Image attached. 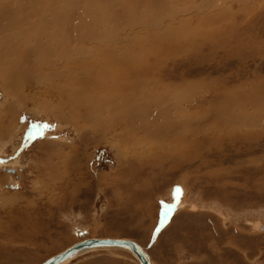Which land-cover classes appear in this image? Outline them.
Here are the masks:
<instances>
[{
	"label": "rangeland",
	"instance_id": "1",
	"mask_svg": "<svg viewBox=\"0 0 264 264\" xmlns=\"http://www.w3.org/2000/svg\"><path fill=\"white\" fill-rule=\"evenodd\" d=\"M112 1L115 9L123 3ZM129 1L132 3H124ZM164 1L160 10L166 9L162 12L152 14L142 9L139 15L130 16L152 20L151 16L164 14V19L171 14L168 6L186 15L179 21L148 23L134 32H116L117 23H108L111 28L107 24L122 39L119 46L111 44L118 49L119 60L132 67L128 77L116 69L111 79L113 92L105 87L109 78L104 73L109 76L107 65L119 61L112 54L95 53L97 47L93 46L85 59L71 56L79 59L72 63L68 55L85 50L84 45L71 42L61 47L57 42L49 51L45 36L40 42L32 41L40 46L32 45L35 54L31 53L32 46L28 51L25 43L39 35L36 25H42L50 34L56 31V26L49 23L54 17L39 21L35 15L27 23L34 22L31 32L23 34V28H12L6 33L9 38L23 34V43L11 40L0 48V64L18 63L16 59L20 58L21 66L6 73L7 68L0 65V126L31 123L24 140L28 143V137L41 139L40 128L45 130V145L35 146L23 158L19 173L9 174L0 167V203L5 205L0 207V264H42L91 238L136 241L154 264H264V140L224 137L229 129L225 119L236 112L228 107L242 106L243 94L264 101V0H242L240 4L237 0H219L214 9L209 2L204 8L202 3L191 7L185 0ZM210 1L217 4V0ZM79 17L64 24H77ZM88 30L92 35L100 34L99 29L90 26L75 32L80 36ZM63 36L70 40L74 32ZM204 44L205 58L198 56V48L188 47ZM178 45L183 55L188 52L185 56H175ZM7 52L12 55L9 57ZM49 54L54 62L52 69L33 67L36 57L48 60ZM88 56L92 58L84 62ZM36 70L41 71L40 75ZM28 71L33 75L24 74ZM142 72L145 75L140 79L158 102L143 101L151 108L143 111L146 131L141 133L136 129L140 123L131 122L136 126L128 132L124 123H112L110 116L114 117L116 107H107V99L117 103L134 97L136 90L121 91L115 85L129 80L136 83ZM88 81L93 86L86 87ZM38 107L47 120L31 117ZM53 108L64 116L53 113ZM166 108H172V115L159 117L158 113H166ZM121 112H115L117 118ZM259 112L264 117L263 107ZM71 113H92L104 122L98 128V118L94 119L96 130L87 128L84 132L83 122L70 118ZM55 143H60L61 152L54 149ZM14 149L9 145L5 154H0L3 162L13 156ZM34 162L45 163L41 172L30 167ZM12 195H16V202L4 204L2 199L7 202ZM68 264L139 262L128 251L102 249Z\"/></svg>",
	"mask_w": 264,
	"mask_h": 264
},
{
	"label": "bare ground",
	"instance_id": "2",
	"mask_svg": "<svg viewBox=\"0 0 264 264\" xmlns=\"http://www.w3.org/2000/svg\"><path fill=\"white\" fill-rule=\"evenodd\" d=\"M62 1H64L62 3ZM95 1V2H94ZM132 3L129 1V2H126L124 3V0H123V3L120 4V8L119 9H115L117 6H113V2L112 0H0V48H1V45H5L8 43V41H16L17 43H23V38L20 37V34H19V37L18 35L17 36H12V38H9L7 36L6 33L10 32L11 29H17V28H23V34H25L24 32H28L30 31L31 32V29L34 27L33 26V23L32 21H30L32 24H27L28 21L30 20L29 18L31 17H35V15H37L39 21H46L49 19H52V17H54V19H52L51 21H49V23L51 22V27L53 26H56V31L53 32L52 34L48 33L46 31V29L42 26V25H36L34 29L35 32H39V35H33L31 39H29L27 42L28 43H25V44H28L27 48H28V51L30 50V46L32 45H35L36 47H40L39 45H36V43L32 44V41L33 42H40V38L42 36H45V46H46V50L48 49L49 51L53 50L52 49V46L54 47L55 45H57V42L58 44H60V46H64V45H67V43H71V42H74V43H79V44H83L85 50L83 51H80L79 50H76L75 52L71 51V47L68 49L70 50V54L68 55V58L70 59V61L73 62H76L78 61L79 59H77L76 57H74L73 59H71L72 57L71 56H78L80 55L81 57V60L82 59H85L84 58V55H86L89 52H91V49L94 47H97L95 53H102L103 56H109L110 54H112V57L116 60H119L118 58V49L117 48H113L111 46V44L113 42L117 43V45L119 46V44H122V39L121 38H118V35L117 33H112L113 30L115 29H110V25L109 24H113L115 22V26H117L116 28V32L118 31H121V30H128V31H137V30H141L143 27H145V25H148V23H153L155 22L156 24H158L159 22H161V20L163 21H171L172 19L173 20H176V21H179V19L181 17H184L185 15L182 14H177L175 13L174 10H172L170 6H168L167 10H169V12L171 13L169 17L167 18H164L163 17L165 16L164 14H161V16L159 15H155V16H151L153 19L152 20H143V16H141V18H138V19H132L131 16L132 15H139L141 13L140 10L144 9L148 12H152V14H156L158 12V10L160 12H162L163 10H160L161 7L164 6V0H131ZM187 1V2H186ZM190 1V6L191 7H194L198 4H203V7H207V2H209V4L211 5V8L213 7L212 5L214 4V8H216L218 5V1L217 0V4L211 2L210 0H202V2H198L196 0H185V3L188 4V2ZM193 1H196V4L193 2ZM214 1V0H213ZM240 1L242 0H237L236 2L238 4H240ZM249 1V0H248ZM97 2L100 4V3H104L103 5L100 4L101 6L100 7H95V8H92L93 6L97 5ZM120 3V1H119ZM246 2H243V4H245ZM117 4V3H116ZM166 4V3H165ZM185 4V5H186ZM119 5V4H118ZM222 5V4H221ZM219 6V5H218ZM252 6V5H251ZM94 9L93 11H90V8ZM102 7V8H101ZM105 7V9H104ZM103 9V10H102ZM176 9V8H175ZM88 10V12H87ZM100 10V11H99ZM105 10V11H104ZM205 9H202V11H204ZM207 10V9H206ZM205 10V11H206ZM25 11H28V13H24ZM85 11V12H84ZM109 11V12H108ZM91 12V13H90ZM130 12H133V13H130ZM139 12V13H138ZM148 12L146 14H148ZM168 12V11H167ZM198 12V11H197ZM181 13V12H180ZM85 15H88L87 18H84L83 16ZM6 15L9 17H6ZM56 15V16H55ZM80 16L78 19H77V24H74V25H70V24H64L66 22H68L69 20H72V21H75V19H73L74 16ZM89 15L92 17L90 20H89ZM131 15V16H130ZM48 16V17H47ZM86 17V16H85ZM85 20H88V23L85 22ZM36 22H38L39 24V21H37L35 19ZM61 22L62 24L64 25H61V26H58L57 23L58 22ZM146 21V22H145ZM187 21V20H186ZM174 22V21H173ZM109 23V24H108ZM43 24V23H41ZM90 24V25H89ZM107 24L109 25V27H107ZM45 25V24H44ZM119 25V26H118ZM160 25V23H159ZM162 25V23H161ZM187 25V24H186ZM48 26V25H47ZM50 26V24H49ZM88 26L90 27H94V29L96 31H98L99 29V35L95 34L92 35L91 34V31L88 30L87 34H80V36L78 35L77 32L75 31H80L82 30L83 28H87ZM112 26V25H111ZM158 26V25H157ZM114 27V26H112ZM48 28V27H47ZM51 29V28H50ZM153 29V28H152ZM151 29V30H152ZM154 29H156V27H154ZM22 30V29H21ZM34 31V30H33ZM53 31V30H52ZM94 31V32H96ZM16 32V31H15ZM14 32V33H15ZM50 32V31H49ZM74 32V38L68 40L67 38H65L63 35L65 36H70L71 33ZM93 32V31H92ZM122 32V31H121ZM13 33V34H14ZM98 33V32H96ZM6 34V35H5ZM21 34V35H23ZM29 34V33H28ZM31 34V33H30ZM123 34V33H122ZM224 35V34H223ZM125 36V35H124ZM22 37H25V36H22ZM27 37V36H26ZM137 37V36H136ZM128 38V37H126ZM225 38V37H224ZM25 40V39H24ZM48 40V42L50 43H47L46 41ZM189 40H193V38L189 39ZM225 40V39H224ZM11 41V43H12ZM26 41V40H25ZM130 41V40H129ZM251 41V40H250ZM7 42V43H5ZM44 41H42L43 43ZM133 42V41H132ZM187 42V41H186ZM10 43V42H9ZM95 43H99V45H96ZM130 43V42H129ZM136 43V42H135ZM143 43V42H142ZM252 43V42H251ZM40 44V43H39ZM54 44V45H53ZM114 44V43H113ZM133 44V43H132ZM21 45V44H20ZM138 45H141L138 44ZM137 45V46H138ZM215 45V44H214ZM23 46V45H22ZM35 46H32L31 48V53H34L36 52L35 49L36 47ZM43 46V45H42ZM41 46V47H42ZM136 46V45H135ZM136 46V47H137ZM217 46V45H216ZM18 47V46H16ZM26 47V46H25ZM44 47V46H43ZM79 47V46H78ZM121 47V46H120ZM129 47V46H128ZM179 47V48H178ZM178 47H176V50H175V56H185L186 54L183 55V51L182 49L180 50V48L182 46L178 45ZM190 48L193 49V47H196L198 48V56H200V58H205L207 55L204 54V50L207 48V44H204V45H191V46H188ZM214 47V46H213ZM217 47H220V45H218ZM11 48V47H10ZM16 49V48H15ZM42 49V48H41ZM41 49H37L38 50H41ZM51 49V50H50ZM74 49V48H73ZM82 49V48H81ZM67 50V51H68ZM123 50V49H122ZM127 50V48H126ZM188 50V49H187ZM195 50V49H194ZM7 51V50H6ZM48 51V52H49ZM63 51V49H62ZM61 51V52H62ZM93 51V50H92ZM129 51V50H128ZM127 51V52H128ZM16 52V51H15ZM41 52V51H40ZM38 53V52H37ZM43 53V52H42ZM41 53V54H42ZM46 53V52H45ZM6 54V53H4ZM8 56L10 57L11 55L7 52ZM6 54V55H7ZM35 54V53H34ZM40 54V53H38ZM89 54V53H88ZM172 52L169 53V55H171ZM143 55V54H142ZM166 56V57H170V56ZM7 56V58H8ZM40 56V55H39ZM49 56L50 54L48 55V60L46 59H43L39 57V59H37L36 57V60H35V63L33 65V67L35 68H39V67H48V70L49 69H52L54 67V62L53 60H50L49 59ZM94 56V55H93ZM95 56H99V54L95 55ZM124 56V55H123ZM34 57V56H33ZM27 58V57H26ZM59 58V57H58ZM67 58V57H65ZM92 57H89L88 56V59L87 60H83L84 62H88L90 61ZM197 59H199V57H196ZM20 59V58H19ZM19 59H16L17 62L20 64V62L18 61ZM4 60V59H3ZM6 60V58H5ZM15 60V61H16ZM58 60V59H57ZM63 60V59H62ZM2 61V60H1ZM0 61V62H1ZM8 61V60H6ZM10 61V60H9ZM95 61V60H94ZM3 63H6V62H3ZM16 63V62H13L12 64L8 63V65H3V64H0L2 65L1 68L3 69H6V73L7 71L12 68V69H21L19 67V64ZM32 63V62H31ZM17 64V65H16ZM59 64V63H58ZM89 64V63H88ZM94 64V63H93ZM12 65V66H11ZM91 65V64H90ZM97 65V64H96ZM107 65V64H106ZM25 67V66H24ZM96 67V66H95ZM0 68V70H1ZM27 68V67H26ZM97 68V67H96ZM107 68L109 69V76L108 74L106 73V71L104 72L106 75H107V81L109 85H105V87L112 91L113 92V87L114 84H112V76L114 75V72L118 71V73H122L123 75L125 76H129V73L128 71L132 68L131 65L127 64L125 65L124 62L122 60H119L118 62H116V64H108L107 65ZM27 70V69H26ZM25 70V71H26ZM29 70V69H28ZM13 71V70H12ZM10 72V73H13V72ZM38 71V70H36ZM35 71V72H36ZM70 71V70H68ZM116 71V72H117ZM4 72V71H3ZM2 72V73H3ZM22 72V71H20ZM19 72V73H20ZM32 71H28L27 73H24V74H29V75H33V72L31 73ZM39 72V71H38ZM41 72V71H40ZM40 72H39V75H40ZM72 72V71H71ZM75 72V71H74ZM17 74V73H16ZM23 76V72L20 73L19 75ZM45 74V73H44ZM59 74V73H58ZM133 74V73H132ZM26 75V77H27ZM38 75V74H37ZM36 75V76H37ZM43 75V73H42ZM141 75H145L144 72L140 73L137 75V80L136 83H133L132 80H129V81H126V82H122V83H118L115 85L116 88H119L121 91H128V90H136V92H134L135 94H133L134 97H132L131 99L129 100H125V98H122L121 101H118L117 103H114L111 99H107V107H116V110L114 111V117L110 116L111 118V121L112 123H117L118 124H123V126L125 127L126 131H131L134 127L133 126H136V125H133L131 124V122H139L140 124L137 126V130H141V133L142 132H145L146 131V128L145 126H143V123L146 121L145 120V113H143L144 110L146 111H149L151 108H149L148 106H145L143 104V101L145 100H148L153 103H157L158 102V99H156L157 97H152L151 94H150V91L146 88L147 87V84L143 81V79H140L141 78ZM9 76V74H8ZM18 76V75H17ZM47 76V75H46ZM53 76V75H52ZM116 76V75H114ZM15 77V76H14ZM13 77V78H14ZM44 77V76H43ZM126 77V78H127ZM21 78V77H20ZM19 79V81H21ZM25 78V77H24ZM23 78V80H25ZM15 79V78H14ZM28 79V78H26ZM39 79V78H38ZM53 79V78H52ZM11 80V79H9ZM16 80V79H15ZM13 80V81H15ZM30 80V79H29ZM50 82H52L53 80L49 79ZM3 81V80H2ZM12 81V82H13ZM26 81V80H25ZM24 81V82H25ZM40 81V80H38ZM44 82V81H43ZM6 83V82H5ZM42 83V82H41ZM20 84V83H19ZM18 84V85H19ZM43 84V83H42ZM15 85V84H14ZM45 85V84H44ZM190 85V84H189ZM257 85V84H256ZM90 86H93V84L91 83V81H88L86 87H90ZM264 87V86H263ZM261 88V87H260ZM5 89V88H4ZM7 89V88H6ZM16 89V88H15ZM14 89V90H15ZM132 93V92H131ZM145 94L147 96H145ZM259 95V94H258ZM125 96V94L123 95ZM242 96V95H241ZM112 97V96H111ZM228 97V96H227ZM24 98V97H23ZM258 98V97H257ZM102 99V98H101ZM106 99V98H105ZM104 99V100H105ZM207 99V98H206ZM205 99V100H206ZM229 100V99H228ZM262 100H263V97H262ZM20 101V100H19ZM74 104V101H76V98L74 97L73 100H71ZM225 101V100H224ZM231 101V100H230ZM207 102V101H205ZM227 102V101H226ZM241 102V101H240ZM260 103V104H259ZM6 104V102H5ZM43 104V103H41ZM61 105H63V101H61L60 103ZM105 104V103H104ZM217 104V103H216ZM232 104V103H231ZM234 104V103H233ZM103 105V104H102ZM240 105L242 106H239L237 105V107H228L229 109L233 110V111H236L235 114L234 113H229L228 116L226 117L225 119V125H227V127L229 128L227 130V132H225V136H233V139H238V140H241V141H245L246 138L247 140H250V139H253L255 140L256 142L260 140H264V117L261 115V113L259 111H261L262 107L264 108V101H259L257 99H249V94H246L242 96V102L240 103ZM1 106V105H0ZM224 106V105H223ZM43 107V106H42ZM136 108L135 111H133V109ZM142 110L140 113H139V110ZM39 110V108L37 109ZM122 111L121 114L119 115L120 118H117L116 117V114L115 112L116 111ZM166 113H163L161 114L160 112L158 113L159 114V117H161L162 115L165 117L166 114L169 115H172V108H166ZM247 110H252V113L248 112ZM33 111V110H32ZM53 113H58V111H56V108H53L52 109ZM162 111V110H161ZM35 112V111H34ZM33 112V113H34ZM41 112V111H40ZM44 112V111H42ZM163 112V111H162ZM203 112V111H202ZM36 113V112H35ZM56 113V114H57ZM98 113V112H97ZM179 113V112H177ZM228 113V112H227ZM96 114V113H95ZM34 115V114H33ZM32 115V116H33ZM40 115V114H38ZM59 115H63V114H59ZM70 115V118H72L73 120L74 119H77L78 121L81 120L83 122V131L85 132L86 129H90L91 132L92 131H95L96 130V127H95V124H92L93 121H95L94 119H97V122H98V128L99 127H102L101 126V123H103L104 121H101V119H99L100 117H95L93 116L92 113H90L89 115L87 116H80L79 113H71V114H68ZM45 116V115H44ZM53 116V114H52ZM58 116V115H57ZM64 116V115H63ZM62 116V117H63ZM1 117V116H0ZM19 117V116H18ZM237 117H239L238 119H236ZM69 118V119H70ZM235 118V119H234ZM42 119V118H41ZM45 119V118H44ZM48 119V118H47ZM45 119V120H47ZM20 120V118H19ZM57 120V118H56ZM62 120V119H61ZM1 121V119H0ZM72 121V120H71ZM17 122L18 119H17ZM75 122V121H74ZM73 123V122H72ZM96 123V122H95ZM220 123V122H219ZM224 124V122H223ZM2 125V124H1ZM17 125V124H16ZM57 125H59V123H57ZM75 126V125H74ZM3 127V126H1ZM15 127V125H12V123H9L8 126H4L3 128H0V149L3 151L5 146L7 144H9L11 142V139L13 138V135L12 134V130L13 128ZM17 127V126H16ZM62 127V126H61ZM66 127V126H65ZM81 127V126H80ZM90 127V128H89ZM110 127H113V126H110ZM152 127H155V123L152 125ZM24 128V127H23ZM200 128V127H199ZM112 129V128H111ZM135 129V128H134ZM201 129V128H200ZM205 129V128H204ZM220 129V128H219ZM20 130V129H19ZM60 130V129H59ZM58 130V131H59ZM115 130V129H114ZM113 130V131H114ZM203 130V129H202ZM206 130V129H205ZM225 130V129H224ZM81 131V130H80ZM99 131V130H98ZM116 131V130H115ZM82 132V131H81ZM87 132V131H86ZM100 132V131H99ZM98 132V134H99ZM121 133H125L124 130L121 131ZM219 133V132H218ZM111 135V134H110ZM103 136V135H102ZM203 136V135H202ZM241 136H243V138H241ZM52 137V136H51ZM53 138V137H52ZM85 138V137H84ZM90 138V137H89ZM102 138V137H101ZM203 139V138H202ZM207 139V137H206ZM55 140V138H54ZM53 140V141H54ZM89 141V139H87ZM93 140H94V137H93ZM58 140H55V142H57ZM59 142V141H58ZM62 143V142H61ZM169 145V144H168ZM54 149H58L59 152H61V150H59V146H60V143H55L54 144ZM196 146V145H195ZM73 147V146H72ZM136 147V146H135ZM169 147V146H168ZM74 148V147H73ZM87 148V147H86ZM142 148V147H141ZM56 149V150H57ZM132 149V148H131ZM45 151V150H44ZM128 151V150H127ZM133 151V150H132ZM45 153V152H44ZM120 154V153H118ZM124 154V153H122ZM125 155V154H124ZM16 161V160H15ZM13 162V161H12ZM204 163V162H203ZM12 164V163H11ZM17 164V163H16ZM13 166V165H12ZM16 167H19L18 164ZM15 168V167H14ZM13 168V169H14ZM41 172V171H40ZM8 173V172H7ZM54 175V174H53ZM10 176V175H9ZM44 176V175H43ZM5 178H7V175L3 178H1L2 180H5ZM39 181V180H38ZM37 183V182H35ZM43 184V183H42ZM17 195V194H16ZM15 195V196H16ZM14 196V195H12ZM8 197L9 199H6L7 202L5 200L2 199V201H4V204H12L14 202H16L15 200H17L16 197ZM43 196V195H42ZM19 199V198H18ZM18 202V201H17ZM26 202H29V201H26ZM1 206H5L3 204L0 203V207ZM259 229H263L262 227H259ZM92 239V238H91ZM99 239H116V238H99ZM119 239V238H117ZM88 240V239H87ZM124 240H129V239H124ZM85 241V240H84ZM130 241H133V240H130ZM82 242V241H81ZM136 242V241H135ZM79 243V242H78ZM138 245H140L138 243ZM141 246V245H140ZM72 247V246H71ZM70 247V248H71ZM141 248L149 255V258H150V261H151V264H154L153 263V260L150 256V254L141 246ZM69 249V248H68ZM102 249H118V250H125V251H128L130 252L137 260L138 258L128 249L126 248H121V247H106V248H93V249H88V250H85L84 252L82 253H79L77 255H75L74 257L66 260L65 262H63L62 264H68L70 263L71 261L77 259L79 256H82L84 254H87V253H90L92 251H99V250H102ZM67 250V249H66ZM65 250V251H66ZM64 252V251H63ZM62 252V253H63ZM60 254V253H59ZM57 254V255H59ZM56 256V255H55ZM46 262V261H45ZM139 262V260H138ZM43 264V263H42ZM140 264V262H139Z\"/></svg>",
	"mask_w": 264,
	"mask_h": 264
},
{
	"label": "crops",
	"instance_id": "3",
	"mask_svg": "<svg viewBox=\"0 0 264 264\" xmlns=\"http://www.w3.org/2000/svg\"><path fill=\"white\" fill-rule=\"evenodd\" d=\"M39 108V107H38ZM41 112H40V111ZM39 110H37V109H34L33 111H35L33 114V116H31V117H34V118H38L39 119V117H41V118H43L44 119V115H45V113L44 112H42V110L41 109H39ZM38 114H40V115H38ZM31 124V123H30ZM30 124H25V123H18L17 125H15V127L13 128V130H12V134H14L13 135V139L11 140V142L9 143V144H7L6 146H5V148H4V150L2 151L1 149H0V154H5V152H6V149H7V147H9V145H10V148H12V150H15L14 148H16V151H15V153L13 154V156L12 157H10V158H7V159H5V162H3L2 161V157L0 156V167L1 168H3V170L5 171H8V173L9 174H14V173H16V172H20V171H22V167H23V158H25V156L35 147V146H38V145H40V147H42V146H44L45 145V130H43V129H40L39 128V130L41 131V134L43 133V135H41V139H38V140H36V138L35 137H32L31 139H29V137H28V143L24 140L25 139V137H27L26 136V134L29 132V127H30ZM17 126V127H16ZM4 127V126H3ZM3 127H1L0 126V128H3ZM24 127V128H23ZM37 127H39V126H37ZM20 129V130H19ZM33 135L35 136V132L33 133ZM0 140H1V138H0ZM36 140V141H35ZM30 142H33V144L31 145V143ZM16 146V147H15ZM29 147V148H28ZM45 151L44 150H42V154H45L44 153ZM19 157H21V158H19ZM16 160V161H15ZM13 161V162H12ZM12 163V164H11ZM18 164V166L19 167H16L17 166V164ZM38 164V165H37ZM13 165V166H12ZM32 165V166H31ZM31 165H30V167L32 168V169H35V170H38V171H40L41 170V167L42 166H45V163L44 164H42V165H40L39 163H37V162H34V163H31ZM15 167V168H14ZM14 168V169H13ZM38 184H39V182H38Z\"/></svg>",
	"mask_w": 264,
	"mask_h": 264
},
{
	"label": "water",
	"instance_id": "4",
	"mask_svg": "<svg viewBox=\"0 0 264 264\" xmlns=\"http://www.w3.org/2000/svg\"><path fill=\"white\" fill-rule=\"evenodd\" d=\"M39 130V128H38ZM106 247H121L130 250L139 260L140 264H151L149 255L138 245L135 241L124 239H99L92 238L74 244L71 248L63 253L56 255L43 264H62L66 260L74 257L75 255L93 248H106Z\"/></svg>",
	"mask_w": 264,
	"mask_h": 264
},
{
	"label": "snow or ice",
	"instance_id": "5",
	"mask_svg": "<svg viewBox=\"0 0 264 264\" xmlns=\"http://www.w3.org/2000/svg\"><path fill=\"white\" fill-rule=\"evenodd\" d=\"M158 231V230H157Z\"/></svg>",
	"mask_w": 264,
	"mask_h": 264
}]
</instances>
